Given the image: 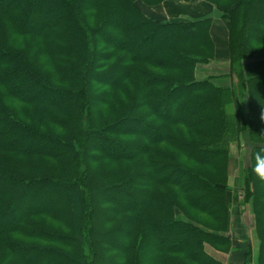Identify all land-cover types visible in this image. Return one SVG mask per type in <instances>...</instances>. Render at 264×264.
I'll use <instances>...</instances> for the list:
<instances>
[{"label": "trees", "instance_id": "16d2710c", "mask_svg": "<svg viewBox=\"0 0 264 264\" xmlns=\"http://www.w3.org/2000/svg\"><path fill=\"white\" fill-rule=\"evenodd\" d=\"M165 1L0 0V264H224L243 132L264 264V0H183L220 11L226 85L195 76L213 18Z\"/></svg>", "mask_w": 264, "mask_h": 264}, {"label": "rangeland", "instance_id": "374dc122", "mask_svg": "<svg viewBox=\"0 0 264 264\" xmlns=\"http://www.w3.org/2000/svg\"><path fill=\"white\" fill-rule=\"evenodd\" d=\"M186 6L184 5L186 9L192 8V5ZM208 8L204 16L211 15V12L220 15V11L216 8L212 6H208ZM195 17H200V15H195ZM227 82H230V79ZM254 145L247 132L242 133L240 145H237L236 142L231 144L232 157L229 168L230 216L229 227L226 233L234 240L233 245L227 251L216 249L210 244H205L206 252L224 264H258L259 240L255 229L252 205L250 202L246 203L244 205L246 209L240 212L243 202H240L238 197L239 195L241 199L243 197V170L244 167L250 165L251 149ZM248 243L252 246L253 256L251 260L246 261L244 252Z\"/></svg>", "mask_w": 264, "mask_h": 264}, {"label": "crops", "instance_id": "0c3cea01", "mask_svg": "<svg viewBox=\"0 0 264 264\" xmlns=\"http://www.w3.org/2000/svg\"><path fill=\"white\" fill-rule=\"evenodd\" d=\"M184 5H192V8L186 9ZM208 6L209 5L204 1L184 2L183 0H167L157 7H147L146 12L150 16L159 19H192L195 18V15L203 17L207 9H209ZM209 16L213 18L211 33L216 43V56L209 63H199L195 69V76L197 79H204L209 76L216 77L217 83L226 85L229 84V82H227L229 79L224 77L220 78L219 76L225 75L228 73L227 71H229L227 59L228 31L225 21L221 19L220 15L211 12ZM238 197L240 200V195ZM245 209L246 207L242 205L240 212Z\"/></svg>", "mask_w": 264, "mask_h": 264}]
</instances>
